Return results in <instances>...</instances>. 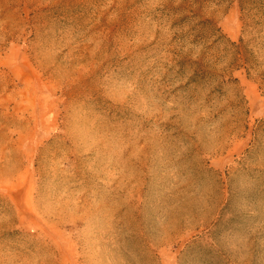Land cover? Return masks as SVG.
I'll return each instance as SVG.
<instances>
[{"label":"rangeland","instance_id":"1","mask_svg":"<svg viewBox=\"0 0 264 264\" xmlns=\"http://www.w3.org/2000/svg\"><path fill=\"white\" fill-rule=\"evenodd\" d=\"M0 264H264V0H0Z\"/></svg>","mask_w":264,"mask_h":264}]
</instances>
